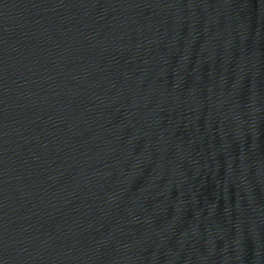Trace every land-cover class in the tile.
<instances>
[{
    "label": "water",
    "instance_id": "1",
    "mask_svg": "<svg viewBox=\"0 0 264 264\" xmlns=\"http://www.w3.org/2000/svg\"><path fill=\"white\" fill-rule=\"evenodd\" d=\"M0 264H264V0H0Z\"/></svg>",
    "mask_w": 264,
    "mask_h": 264
}]
</instances>
